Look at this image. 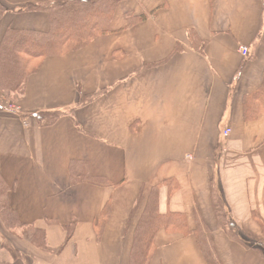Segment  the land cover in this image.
Here are the masks:
<instances>
[{"label": "crops", "instance_id": "1", "mask_svg": "<svg viewBox=\"0 0 264 264\" xmlns=\"http://www.w3.org/2000/svg\"><path fill=\"white\" fill-rule=\"evenodd\" d=\"M50 1L0 0V50L10 30L47 32L45 12L17 10ZM259 37L262 0H121L103 33L37 62L16 99L0 90L14 107H0L4 201L42 243L0 228V264H137L152 194L186 232L158 227L144 264H208L196 232L219 264H264V108L246 110L264 80ZM54 110L49 125L33 115ZM213 195L249 242L221 228Z\"/></svg>", "mask_w": 264, "mask_h": 264}, {"label": "trees", "instance_id": "2", "mask_svg": "<svg viewBox=\"0 0 264 264\" xmlns=\"http://www.w3.org/2000/svg\"><path fill=\"white\" fill-rule=\"evenodd\" d=\"M121 0H52L36 4L26 2L17 11H42L48 17L49 30L8 31L0 50V90L16 99L23 90L26 74L32 69L30 59L38 62L48 56L62 54L85 46L95 36L106 30L115 5ZM264 7V0H262ZM5 8L0 4V14ZM259 39H263L260 38ZM24 53L27 58L19 56ZM30 68V69H29ZM29 69V70H28ZM93 96H80L79 104L92 100ZM246 106L252 112L264 108V80L257 95V102ZM62 111H48L33 114L40 125H49L62 115ZM5 193V191H4ZM5 203V201H4ZM6 206L15 220L13 212ZM213 208L221 228L235 241L243 243L246 238L237 229L234 221L225 214L218 195H213ZM17 222V220H15ZM18 226H21L17 222ZM164 227L171 231L186 232L183 218L178 214L160 215L156 211V196L149 197L145 210L139 220L136 243L133 248L134 262L144 264L148 259L149 244L154 231ZM201 251L208 264H219L213 254L211 244L201 233L196 232ZM42 246V243L40 244ZM261 256L259 246L253 247Z\"/></svg>", "mask_w": 264, "mask_h": 264}, {"label": "rangeland", "instance_id": "3", "mask_svg": "<svg viewBox=\"0 0 264 264\" xmlns=\"http://www.w3.org/2000/svg\"><path fill=\"white\" fill-rule=\"evenodd\" d=\"M20 57L27 58V55L24 53H19ZM30 64L33 65V67L37 64L38 60L35 58H31ZM30 69V68H29ZM28 69V70H29ZM12 98V96H9ZM4 191L5 186L0 180V228L5 229V234L12 232L14 235H17L19 238H22L23 240L29 241L30 243L40 245L41 240L38 233L32 234L28 233L23 227H19L17 222L13 220L11 214L8 212L7 209H4L6 206H4ZM1 238V237H0ZM246 241L249 242L248 238H245ZM260 250L262 254H264V245H259Z\"/></svg>", "mask_w": 264, "mask_h": 264}, {"label": "built area", "instance_id": "4", "mask_svg": "<svg viewBox=\"0 0 264 264\" xmlns=\"http://www.w3.org/2000/svg\"><path fill=\"white\" fill-rule=\"evenodd\" d=\"M239 52L241 53L242 56H247L248 48L245 47V46H240L239 47ZM0 106H2L4 108H7V109H10V110L14 109V107L11 104H7V103H4V102H1ZM230 132H231L230 128H224L222 134H223L224 137H226L227 135H229Z\"/></svg>", "mask_w": 264, "mask_h": 264}]
</instances>
